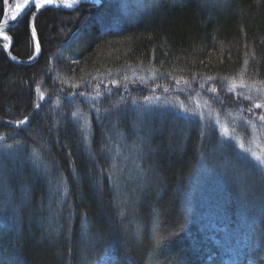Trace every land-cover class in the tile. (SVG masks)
Listing matches in <instances>:
<instances>
[{
    "label": "trees",
    "instance_id": "trees-1",
    "mask_svg": "<svg viewBox=\"0 0 264 264\" xmlns=\"http://www.w3.org/2000/svg\"><path fill=\"white\" fill-rule=\"evenodd\" d=\"M5 34L0 264H264V166L209 117L264 136L235 88L264 87V0L43 6Z\"/></svg>",
    "mask_w": 264,
    "mask_h": 264
},
{
    "label": "rangeland",
    "instance_id": "rangeland-1",
    "mask_svg": "<svg viewBox=\"0 0 264 264\" xmlns=\"http://www.w3.org/2000/svg\"><path fill=\"white\" fill-rule=\"evenodd\" d=\"M25 2L26 0H18L15 3V5L8 6L6 8V15L3 20L5 21L15 16L17 12L19 11V9L21 8V6ZM38 7L41 8L43 7V5L38 6ZM0 40L3 41L2 44L6 47L9 39L5 33L0 35ZM235 88L240 89L241 91L240 96L246 102L250 104L249 107L247 108H254L255 111H253L254 112L253 114H254L255 120L258 121V113L256 112L257 108L260 107V111L261 112L264 111V87H255V86H250V85L239 84ZM196 99L197 101H195L196 104L194 106L185 107L180 104L179 111L181 113H185L188 115H193L194 113H197L198 111L205 112L206 115H210V112H208L209 104L207 103L206 99H203V98H200V99L196 98ZM167 105L170 106L171 104H167ZM250 110L251 109H247L246 111H250ZM211 111L215 112L212 109ZM216 115H217V112L213 113L209 117H211V120H212V117L215 118V121H213V123L216 125V128H218V130L222 133V135H224L226 138H234L235 139L234 141L236 142V145L238 148L240 147L243 150H245L250 156L255 157V160L260 165L264 166V136H263L262 129H259L256 126L251 125V133L249 134L250 139H245L244 137L241 136V134L235 133V128L233 125L224 123L223 121L219 120ZM262 117L263 116L261 115L259 116V118H262ZM254 124L257 125L256 123ZM5 150L6 149H4V147H0V153H4ZM4 196H5V191H4L3 186L0 183V203L5 202V198H3ZM12 212L14 213L13 207L12 208L10 207L1 208L0 206V218H5L6 221L8 222H12V220L14 219V215L12 214Z\"/></svg>",
    "mask_w": 264,
    "mask_h": 264
},
{
    "label": "water",
    "instance_id": "water-1",
    "mask_svg": "<svg viewBox=\"0 0 264 264\" xmlns=\"http://www.w3.org/2000/svg\"><path fill=\"white\" fill-rule=\"evenodd\" d=\"M38 0H26V2L22 5L21 9L17 12V14L7 20H2L0 22V35L5 33L10 27L14 26L19 22V20L32 8H40L36 6ZM106 0H52V3L45 4L43 6L64 9V10H72L78 7L83 3H94V4H102Z\"/></svg>",
    "mask_w": 264,
    "mask_h": 264
},
{
    "label": "bare ground",
    "instance_id": "bare-ground-1",
    "mask_svg": "<svg viewBox=\"0 0 264 264\" xmlns=\"http://www.w3.org/2000/svg\"><path fill=\"white\" fill-rule=\"evenodd\" d=\"M70 1V0H68ZM52 3V0H38L37 3H36V6H42V5H45V4H50ZM22 7V6H21ZM21 9V8H20ZM19 9V10H20Z\"/></svg>",
    "mask_w": 264,
    "mask_h": 264
}]
</instances>
